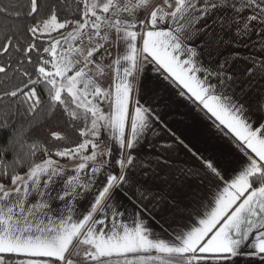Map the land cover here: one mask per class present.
Segmentation results:
<instances>
[{"label":"snow or ice","instance_id":"snow-or-ice-1","mask_svg":"<svg viewBox=\"0 0 264 264\" xmlns=\"http://www.w3.org/2000/svg\"><path fill=\"white\" fill-rule=\"evenodd\" d=\"M10 7L26 22L0 43V74L16 81L0 100L34 114L46 92L84 139L55 152L37 141L0 167V264H264V0H28L0 14ZM148 71L159 88L142 82ZM165 87L244 159L233 167L177 136ZM161 130L174 141L160 145ZM112 148L115 161L101 159ZM193 184L205 195L182 206Z\"/></svg>","mask_w":264,"mask_h":264},{"label":"trees","instance_id":"trees-1","mask_svg":"<svg viewBox=\"0 0 264 264\" xmlns=\"http://www.w3.org/2000/svg\"><path fill=\"white\" fill-rule=\"evenodd\" d=\"M49 2H54V0H49ZM27 3L28 0H0V8L14 4L26 5ZM64 3L72 4L73 0H64ZM25 22L24 18L17 19L11 7L9 13L0 14V43L4 42L5 36L22 38L21 26ZM0 63H7L6 57H0ZM15 82V80H10L0 74V95L3 94L5 88L10 89ZM42 99L44 104L36 113L27 115L17 114V109L9 98L5 97L0 100V125L5 123L8 125L0 127V167H7L10 171L14 158L25 156L29 147L37 141L52 152H55L57 147H75L83 141L84 138L79 135V130L84 127V124L81 122L80 128L74 129L60 110L54 113L49 112L46 92L42 93ZM52 132H59L66 139L55 141L51 137ZM43 158L45 157L42 152L37 153L35 157L38 161ZM52 158L60 159L54 155ZM60 162L65 161L60 160Z\"/></svg>","mask_w":264,"mask_h":264},{"label":"crops","instance_id":"crops-1","mask_svg":"<svg viewBox=\"0 0 264 264\" xmlns=\"http://www.w3.org/2000/svg\"><path fill=\"white\" fill-rule=\"evenodd\" d=\"M122 47V46H121ZM118 48L114 46L113 55L110 57V63L115 58ZM150 67V66H149ZM115 66L109 67L105 72L106 76L109 77L108 82L103 81V87L105 89H109L112 81L115 79L116 72ZM158 74L148 71L146 73V77L142 78L143 83L151 82L152 85L156 87H160L163 82L157 78ZM114 91V89H113ZM163 95L165 99L168 101V113H169V126L176 133L177 136L184 139L186 143H189L194 148L199 149L205 155H208L212 152L217 155L225 154L233 159V167L240 160L244 159L243 154L235 147V144L232 143L228 137L217 134L216 129L212 126V122L206 119L202 112L196 110V106L189 103L188 101L180 98L175 95L174 89L163 88ZM101 110L104 115L107 116L110 113V106L108 101H103L100 104ZM131 107V105H130ZM103 140H108L109 145L111 146V140L109 137V130L102 129ZM126 134H130V126L126 127ZM159 141L160 145H164L165 143H170L174 141L175 137L170 136L166 131L161 130L160 136L155 138ZM99 151L103 150V146H101ZM153 151L151 148H141L136 150L139 155L142 157L146 153ZM91 153V148L88 150V154ZM118 148H112L111 157H102L101 159H111L113 162L117 158ZM178 160L184 161L189 160L190 156L186 154L184 151H180L179 155L175 157ZM65 163V162H61ZM99 163V161L97 162ZM227 178V174H226ZM205 193L200 190V187L196 184H193L190 191H182L177 195V199L181 201L183 204L189 203L192 199L196 197H202ZM123 223L128 226H134L133 220L131 217L125 216L119 218ZM190 223V222H189ZM79 259V257H76Z\"/></svg>","mask_w":264,"mask_h":264},{"label":"rangeland","instance_id":"rangeland-1","mask_svg":"<svg viewBox=\"0 0 264 264\" xmlns=\"http://www.w3.org/2000/svg\"><path fill=\"white\" fill-rule=\"evenodd\" d=\"M113 48H114V46L112 47V49H111V51H113ZM100 59V57H99V55H97V60H99ZM110 57L109 58H107L106 60H104L103 61V64H104V66H105V72L108 70V65H110L111 63H110ZM93 68H95V65H93L92 66ZM103 81L106 83V82H108L109 81V77H107L106 75L103 77V78H101L98 82L99 83H101L102 85H103ZM102 135H103V133H102V131H101V138H102ZM77 146V145H76ZM75 146V147H76ZM89 150V149H88Z\"/></svg>","mask_w":264,"mask_h":264}]
</instances>
